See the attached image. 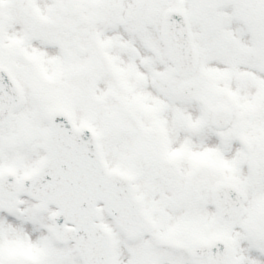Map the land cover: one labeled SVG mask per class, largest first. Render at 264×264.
I'll use <instances>...</instances> for the list:
<instances>
[{
    "label": "snow or ice",
    "instance_id": "obj_1",
    "mask_svg": "<svg viewBox=\"0 0 264 264\" xmlns=\"http://www.w3.org/2000/svg\"><path fill=\"white\" fill-rule=\"evenodd\" d=\"M0 264H264V0H0Z\"/></svg>",
    "mask_w": 264,
    "mask_h": 264
}]
</instances>
